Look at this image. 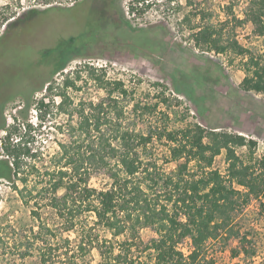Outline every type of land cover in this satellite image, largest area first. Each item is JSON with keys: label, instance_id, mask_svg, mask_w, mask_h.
I'll return each instance as SVG.
<instances>
[{"label": "trees", "instance_id": "16d2710c", "mask_svg": "<svg viewBox=\"0 0 264 264\" xmlns=\"http://www.w3.org/2000/svg\"><path fill=\"white\" fill-rule=\"evenodd\" d=\"M186 4L194 9L181 22L188 23L194 47L225 55L229 64L238 60L244 73L239 88L264 97V0H249L242 19L231 6L220 19L197 8L194 0ZM149 8L147 0H130L129 11L136 17ZM246 24L262 39V51L235 38V29ZM84 67L85 78L76 71L74 77L67 73L57 89L53 83L40 87L46 93L25 110L33 108L37 123H30L22 111L20 121L11 116L12 123L4 121L0 127V152L7 166L1 177L24 204L35 207L31 212L37 219V210L44 207L58 221H41L35 230L21 233L0 227V264H24L32 252L38 264H87L92 250L98 253L95 264H214L209 248L215 244L222 253L228 250L231 260L252 261L257 237L245 212L253 203L264 208V154L255 156L257 142L198 123L170 127L173 111H168L166 87L155 83L162 91L150 103L124 81L105 78L104 69ZM86 79L101 90V97L77 94L82 91L78 83L86 86ZM56 115L64 117L50 133L57 149L44 161L41 128L47 117ZM240 148L246 150L243 156L237 153ZM221 153L224 172L213 166ZM92 179L105 184L94 187ZM142 230L150 231L147 239ZM184 244L187 252L181 249Z\"/></svg>", "mask_w": 264, "mask_h": 264}, {"label": "rangeland", "instance_id": "374dc122", "mask_svg": "<svg viewBox=\"0 0 264 264\" xmlns=\"http://www.w3.org/2000/svg\"><path fill=\"white\" fill-rule=\"evenodd\" d=\"M167 1L147 0L150 8L142 17H136L129 11L130 0H0V42L5 41L0 47V127L4 121L6 125L12 123L11 116L20 121L22 111L30 123H37L33 108L29 113L25 110L30 101L46 93L40 87L53 83L57 89L67 73L69 77H74L76 71L85 75L84 66H89L104 69L105 78L124 81L136 96L142 99L148 96L150 103H154L156 95L162 91L155 83L163 85L166 87L164 96L171 106L168 111H173L170 127L198 123L210 129L239 133L254 139L257 142L255 156H262L264 97L239 88L244 73L238 60L229 64L225 55L201 52L194 47L188 23L181 22L183 15L194 9L187 6V0ZM194 2L199 3L197 8L209 9L220 19L224 18L226 7L231 6L233 15L242 19L249 0ZM7 23H13L10 30L5 29ZM251 28L250 24L237 27L235 38L250 49L262 51V39L253 36ZM129 29L134 30L130 35L125 32ZM135 32L138 34H132ZM100 74L97 71L96 75ZM86 81V86L82 81L78 83L82 91L77 94L92 99L103 95L92 81ZM54 99L59 100L57 96ZM175 99L181 104H176ZM159 108L165 110L163 105ZM63 121V116H50L42 125L45 134L40 136V147L44 161L57 149L55 138L50 134L55 129L53 125ZM2 135L0 128V137ZM160 150L164 151V147ZM245 152V148L237 149L241 156ZM224 158L221 153L213 163L221 172L226 167ZM4 159L0 152V227L3 232L35 230L41 221L56 225L58 221L52 210L39 207L37 219L31 212L35 207L24 204L12 184L1 177L7 171ZM90 184L100 188L105 181L92 179ZM245 214L247 224L257 237L256 257L248 263L242 258L231 260L229 251L222 253L215 244L209 248L214 264H264V208L253 203ZM140 234L147 239L150 231L142 230ZM68 236L75 241L73 233ZM186 247L184 244L181 249L187 252ZM98 259V253L92 250L85 261L95 264ZM23 262L38 264L37 253L32 252Z\"/></svg>", "mask_w": 264, "mask_h": 264}]
</instances>
